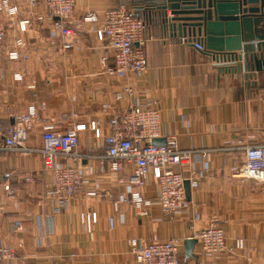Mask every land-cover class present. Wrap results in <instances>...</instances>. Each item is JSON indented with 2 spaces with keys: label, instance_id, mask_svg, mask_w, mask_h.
<instances>
[{
  "label": "crops",
  "instance_id": "0c3cea01",
  "mask_svg": "<svg viewBox=\"0 0 264 264\" xmlns=\"http://www.w3.org/2000/svg\"><path fill=\"white\" fill-rule=\"evenodd\" d=\"M123 2L76 0L71 18L76 34L70 49H62L53 18L40 6L38 13L44 15L43 20L34 18L35 24L20 32L32 48L30 59L11 61L0 54L1 121L13 123L29 105L45 103L40 112L55 120L59 129L67 130L73 124L69 118L63 119L64 111H78L81 119L95 118L106 125L108 114L102 105L108 102L115 109L121 108L127 98L116 99L122 83L108 75L101 62L107 57L108 65L113 64L110 47L96 38L94 28L77 32V25L83 12H100ZM133 8L147 21L151 37L146 44L148 67L141 84L147 86V95L161 112V135L154 141L162 143L173 134L181 148L206 149L203 157L196 152L189 166L204 171L199 187L190 189L184 211L168 218L161 214L156 183L149 178L141 190L152 206L146 215H140L129 200L134 188L129 183L132 167L114 172L108 164L100 165L98 156L88 157L78 164L82 175L79 191L57 211L59 198L46 193L52 180L43 170L40 155L0 150V245L13 247L17 255L15 260L0 264H137L129 239L148 242L175 236L184 242L208 227L214 216L221 221L228 241L243 236L246 247L233 255L219 253L205 258L197 243L186 257L183 244L179 264H264V181L242 182L231 171L234 162L245 159L243 144L264 141V56L257 78L248 82L245 74L251 69L250 60H236L240 69L236 72L219 71L204 51L182 43L180 35L165 28L160 11L152 15L150 7ZM24 15L14 20L0 16L8 40L18 34L16 19ZM261 43L264 48V41ZM18 71L24 73L21 81L13 77ZM79 136L80 151H103L101 140L90 129ZM37 139L32 138L33 143H38ZM5 172H10L9 177H4ZM188 172L185 168L184 173ZM5 182L10 184L9 191L3 186ZM87 190L98 194L87 196ZM115 201H119L117 211ZM82 210L97 212L93 232L81 224ZM114 212L116 222L111 228L108 218ZM15 220H23L25 227L16 229Z\"/></svg>",
  "mask_w": 264,
  "mask_h": 264
},
{
  "label": "built area",
  "instance_id": "2783aa9c",
  "mask_svg": "<svg viewBox=\"0 0 264 264\" xmlns=\"http://www.w3.org/2000/svg\"><path fill=\"white\" fill-rule=\"evenodd\" d=\"M123 1L119 6L100 12H83L78 21L77 32L86 31L91 26L96 38L110 47L113 64L108 65L107 57H103L101 62L108 75L121 81L122 89L115 97L117 100L126 97V105L115 109L112 103H104L102 108L108 114L106 125L95 118L81 119L78 111H64L63 119L69 118L73 124L71 123L69 129L62 130L57 127L55 120L40 112L46 108L45 103L40 106L31 104L26 113L16 115L13 123L5 124L0 118V150L40 155L43 170L51 175L52 180L46 193L59 198L57 211L65 208L80 189L82 175L78 164L88 157L98 156L100 165L108 164L114 172L123 170L125 166L132 167L133 173L129 177V183L134 185V188L130 190L129 200L140 215H146L152 206V200L141 188L147 185L149 178H153L161 214L174 218L183 212L186 206V180L190 189L199 187L204 171L192 170L189 166L193 155L196 152L202 154L206 149L181 148L173 134L167 136L162 143H154V139L161 135V112L157 103L147 95V86L141 84L148 67L146 44L151 37L147 32V21L133 8H142L140 3L136 0ZM75 3L76 0H0L1 17L14 20L18 15L25 14L23 18L16 19L19 32L11 40L7 39L4 25H0L2 57L11 61L30 59L32 48L20 32L28 31L35 24L34 18L43 20L44 15L38 13L40 6L44 7L47 16L53 18L52 26L60 34L62 49H70L74 45L76 34V30L71 26ZM180 40L182 43L205 49L198 37L181 35ZM236 53V58L215 52L210 53L208 57L219 71L231 73L240 70L239 66L235 65L236 60H250L252 65L245 74V80H255L260 60L264 56L262 45L255 43ZM13 77L21 81L24 79V73L15 72ZM28 86L35 87L34 83H29ZM85 129H90L94 136L101 140V153L93 154L79 150V134ZM34 137H38V143H33ZM241 148L244 150L245 159L232 164V173L242 182L249 179L263 182L264 141L249 142ZM185 168H189L188 174L184 173ZM9 175L10 172L4 173L6 178ZM3 186L10 190L8 182L3 183ZM97 194L96 190L86 191V195L90 197ZM113 207L114 211H117L119 201H115ZM115 219L114 212L108 218L111 228L115 227ZM80 221L87 232H93L98 222V214L96 211L82 210ZM14 226L20 230L25 224L23 220H15ZM190 238L196 239L199 253L205 258H214L219 253L233 255L246 247V238L243 236L233 237L228 241L226 231L217 216L213 217L208 227L195 232ZM128 243L137 264H179L184 244L183 239L175 236L168 239L156 237L148 242L131 238ZM16 258L13 247L0 245V262Z\"/></svg>",
  "mask_w": 264,
  "mask_h": 264
},
{
  "label": "water",
  "instance_id": "95a60500",
  "mask_svg": "<svg viewBox=\"0 0 264 264\" xmlns=\"http://www.w3.org/2000/svg\"><path fill=\"white\" fill-rule=\"evenodd\" d=\"M157 9L170 33L198 37L205 49L193 46L207 55L215 52L236 58L237 51L264 41V0H159ZM185 186L189 199L187 180ZM195 243V238L184 241L186 257Z\"/></svg>",
  "mask_w": 264,
  "mask_h": 264
},
{
  "label": "trees",
  "instance_id": "16d2710c",
  "mask_svg": "<svg viewBox=\"0 0 264 264\" xmlns=\"http://www.w3.org/2000/svg\"><path fill=\"white\" fill-rule=\"evenodd\" d=\"M136 2L140 3L142 7H150V10L152 11V15L157 13V5L159 3V0H136ZM155 12V13H153ZM151 15V17H152Z\"/></svg>",
  "mask_w": 264,
  "mask_h": 264
}]
</instances>
